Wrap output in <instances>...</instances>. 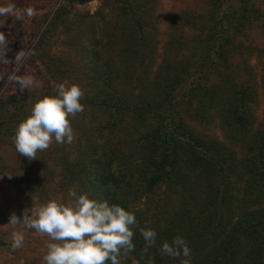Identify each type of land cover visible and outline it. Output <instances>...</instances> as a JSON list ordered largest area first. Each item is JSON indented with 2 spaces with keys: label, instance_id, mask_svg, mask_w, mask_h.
I'll return each mask as SVG.
<instances>
[{
  "label": "trees",
  "instance_id": "obj_1",
  "mask_svg": "<svg viewBox=\"0 0 264 264\" xmlns=\"http://www.w3.org/2000/svg\"><path fill=\"white\" fill-rule=\"evenodd\" d=\"M91 1L61 0L32 26L0 22V31L10 30L31 47L57 83L68 70L61 66L66 57L46 56L43 46L52 36L54 46H74L78 67L71 73L86 82L80 101L86 122L70 120L80 134L73 160L56 145L51 170L35 163L49 180L57 177L65 198L74 188L135 215V250L122 252L120 264H178L185 257L161 251L177 236L190 248L191 264H264V112L262 130L252 128L264 107V66L256 91L240 57L244 48L258 51V38L264 42V0H204L202 12L186 9L172 17L171 60L162 59L155 72V25L148 18L153 6L146 0H98L102 4L94 13L68 18L74 5ZM111 17L120 19L112 24L116 32L107 26ZM107 49H116L117 66L102 58ZM120 76L141 85L137 96L113 89ZM13 106L8 116L0 111V134L15 136L12 123L24 121L23 114L16 120L24 103ZM207 125L218 126L222 141L204 133ZM133 157L129 172L126 161ZM8 180L16 182L14 176ZM176 190L181 198L174 209L167 200ZM141 198L148 209L139 205ZM146 228L157 237L145 252ZM3 244L0 239V248Z\"/></svg>",
  "mask_w": 264,
  "mask_h": 264
},
{
  "label": "rangeland",
  "instance_id": "obj_2",
  "mask_svg": "<svg viewBox=\"0 0 264 264\" xmlns=\"http://www.w3.org/2000/svg\"><path fill=\"white\" fill-rule=\"evenodd\" d=\"M61 0H0V7L13 6L14 11L9 14H0V22H6L7 20H19L25 25H33L37 18L43 17L49 8L58 6ZM147 5L151 7V15L148 16L147 12L143 13L144 17L150 18V23L155 25L154 41H152L153 49L158 56L154 64V72L160 65L158 63L161 60L168 58L171 60L172 49L168 48L167 42L172 34V25L174 23L172 17L179 15L186 9H191L194 12H202L205 9L206 2L204 0H146ZM101 2L93 0L83 5H74L69 12L68 18L74 19L76 15H82L85 12L90 14L94 13L100 6ZM31 8L34 10L33 15H28L25 9ZM19 12V14H18ZM172 19V20H171ZM120 19L117 17L109 18L108 28L115 31L112 24L119 23ZM148 24V25H149ZM115 28V27H114ZM0 35L3 36V41L0 42V111L4 112L5 116H8L14 109L13 103H24L23 113L22 111L16 116V120L21 117L22 114L24 120H26L32 112V108L35 105V101H39L50 94L58 95L57 87L60 84H64L66 87H70L75 84L80 87H84L85 80L80 79L78 76H74L71 71L77 69L78 58L75 57L74 46L71 44H62L54 46L53 40H56L54 36L50 38L46 45L43 46L42 54L46 56L66 57L65 61L61 64L63 68H66V73L61 76L62 82L54 81V78H50L43 69L42 63L32 56L31 47L22 44L19 37H14L10 30L0 31ZM37 39V38H36ZM64 45V46H63ZM258 51L254 49L248 51V48L241 50V59L244 67L249 74L250 82L254 84L255 90H260V78L261 68L264 66V42L262 38H258L255 43ZM115 51L103 52L102 58L110 60H116ZM261 52V54H260ZM240 54L237 55V58ZM235 58V57H234ZM45 61V59H44ZM135 64V63H134ZM137 66V64H135ZM117 66V65H116ZM70 69V71H69ZM153 76V72H150L149 76L144 80L147 83ZM24 77H31L33 84L26 89H22L19 84V79ZM141 85L130 84L125 81L121 76L120 79L112 85L113 89L123 96H137L138 88ZM86 92V89L83 90ZM259 93V92H257ZM84 111L78 113L75 117H70V120L78 119L76 122H86L87 116ZM6 111V112H5ZM264 107L259 106L257 110L258 120L253 124V130H262V126L259 123V118L263 116ZM19 121V120H18ZM15 121L12 123L14 134L22 122ZM80 125V124H79ZM204 133L215 138L217 141H222L221 132L217 125H207L203 128ZM251 133V132H250ZM250 133L246 134L243 139L250 137ZM77 133H74V140L71 144L65 142L64 144H58L53 140V143L45 151H38L36 159L41 162V165L48 166L49 170L52 169L51 163L54 162L59 154L55 150L56 145L65 148L68 157L73 160L74 149L76 143L79 141ZM13 135L0 134V239L4 243L0 248V264H45L44 256L47 254V244L54 242L47 235H42L36 232L35 229L26 228L23 223L17 225L9 224V218L14 213L18 218H23L25 210H28V214L31 215V208L33 202L36 207L46 204L49 200L55 199L61 203H68L70 199L65 198V193L58 190L56 186L57 177L49 180L45 174H47L44 167L35 163L36 160H29L27 157L21 156L15 149ZM244 148V147H243ZM241 148V149H243ZM128 149V148H127ZM240 152H242L240 150ZM42 157V158H40ZM135 157L126 161V169L129 172L133 171L136 165ZM45 166V167H46ZM15 177L16 182L8 180V177ZM46 177V178H45ZM55 184V185H54ZM56 186V187H55ZM39 187V190L37 189ZM25 189H30L32 192L27 196ZM161 194L160 192H158ZM157 193V196L159 194ZM162 195V194H161ZM181 194L179 190L174 193L171 192L168 203H173L172 208L179 206ZM141 208L148 209V201L141 198L138 202ZM22 232L24 235L23 246L18 249L12 248L13 233ZM8 245L9 250H7ZM171 262V261H170ZM168 264H177L171 262ZM178 264H181L178 263Z\"/></svg>",
  "mask_w": 264,
  "mask_h": 264
},
{
  "label": "clouds",
  "instance_id": "obj_3",
  "mask_svg": "<svg viewBox=\"0 0 264 264\" xmlns=\"http://www.w3.org/2000/svg\"><path fill=\"white\" fill-rule=\"evenodd\" d=\"M14 11L13 6L0 7V14ZM33 15L31 8L23 10ZM19 14V12H18ZM3 36L0 35V42ZM22 89L33 84L31 77L19 79ZM58 95L46 96L35 103L31 115L21 122L13 137L16 151L29 160H35L38 151H45L53 143L65 142L71 144L74 131L70 117H75L84 111L80 102L84 91L78 85L57 87ZM68 203L55 199L46 204L31 208V215L25 210L23 218L14 213L9 218V224L21 222L28 229L47 235L52 241L47 244L45 264H120L121 253L127 254L135 250L133 243V228L138 222L133 213L119 205H109L107 201L90 199L88 194H77L75 189H69ZM12 248L23 246L24 235L14 232ZM146 241L145 252L155 246L157 233L154 229L141 230ZM161 251L173 259L181 256V264H191V250L186 241L177 236L172 243L164 242Z\"/></svg>",
  "mask_w": 264,
  "mask_h": 264
}]
</instances>
